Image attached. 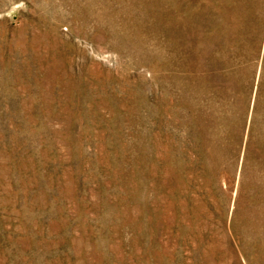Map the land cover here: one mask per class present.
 Here are the masks:
<instances>
[{
	"label": "rangeland",
	"instance_id": "rangeland-1",
	"mask_svg": "<svg viewBox=\"0 0 264 264\" xmlns=\"http://www.w3.org/2000/svg\"><path fill=\"white\" fill-rule=\"evenodd\" d=\"M0 264H264V0H0Z\"/></svg>",
	"mask_w": 264,
	"mask_h": 264
}]
</instances>
